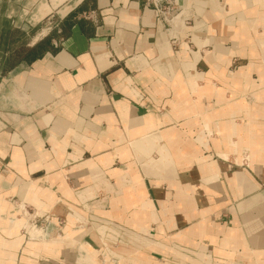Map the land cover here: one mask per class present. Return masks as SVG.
<instances>
[{
    "label": "crops",
    "instance_id": "crops-1",
    "mask_svg": "<svg viewBox=\"0 0 264 264\" xmlns=\"http://www.w3.org/2000/svg\"><path fill=\"white\" fill-rule=\"evenodd\" d=\"M45 3L7 15L48 48L0 73V264H264V0H179L175 43L136 0Z\"/></svg>",
    "mask_w": 264,
    "mask_h": 264
},
{
    "label": "rangeland",
    "instance_id": "rangeland-1",
    "mask_svg": "<svg viewBox=\"0 0 264 264\" xmlns=\"http://www.w3.org/2000/svg\"><path fill=\"white\" fill-rule=\"evenodd\" d=\"M49 0H0V62H1V58L6 57L7 56V52L3 53V44L5 42L11 41V40H17V44L19 45L20 43H26L29 41L30 36H26L25 34H23L21 31H18V33H13L11 31V29H14L12 27V20L7 19V15L8 13L14 11L15 13L20 12L21 10H24L25 7H32L33 5L35 8L34 10H36V6L38 7L40 3H42L39 7V17L41 15H43L44 13L50 11V6L48 4H46L45 2H47ZM62 0H50V2L52 3V6H56L58 3H60ZM55 15H49L48 17H46L43 21H41L40 24H38L35 28V31L41 28H45L47 27L48 23H50V25L56 20V18L54 17ZM16 30V29H14ZM9 32V33H8ZM6 33V34H5ZM12 48V46H11ZM27 210V215L28 212L29 214L32 213L31 210ZM37 213V212H36ZM49 217V216H48ZM35 218V219H34ZM34 225L37 228H40L43 230V232H41L42 234H48L49 236H54V235H58L60 237V233H59V227H61L62 224H55L52 223L50 221V219H48L46 222L44 221V216H37V214L34 216ZM31 222H29V220L26 222L25 227L23 228L25 230L26 233V237L31 240L34 239L36 237H38V233L36 232V228H33L32 225L30 224ZM38 241V240H37Z\"/></svg>",
    "mask_w": 264,
    "mask_h": 264
},
{
    "label": "built area",
    "instance_id": "built-area-1",
    "mask_svg": "<svg viewBox=\"0 0 264 264\" xmlns=\"http://www.w3.org/2000/svg\"><path fill=\"white\" fill-rule=\"evenodd\" d=\"M138 3H140L143 7L149 8L155 12L157 15V20L162 24V26L165 28V31L168 34V40L175 43L176 39L172 36V31L174 26V21L176 19H182V15L184 10L180 6L179 0H136ZM80 19L87 20V21H93L94 20V13L93 12H83L79 15ZM184 23V22H183ZM44 216V221H47L49 219L48 216ZM34 217H31L29 219V222H31L34 225ZM35 226V225H34Z\"/></svg>",
    "mask_w": 264,
    "mask_h": 264
},
{
    "label": "trees",
    "instance_id": "trees-1",
    "mask_svg": "<svg viewBox=\"0 0 264 264\" xmlns=\"http://www.w3.org/2000/svg\"><path fill=\"white\" fill-rule=\"evenodd\" d=\"M11 31L13 33H18V31L14 29H11ZM15 43L17 44V40H11L3 44L2 54H4L5 52H7L8 54L6 57L1 58L0 73L9 71L22 60L30 61L38 58L48 48L47 40H43L33 47L26 46V43H20L19 45H16Z\"/></svg>",
    "mask_w": 264,
    "mask_h": 264
},
{
    "label": "bare ground",
    "instance_id": "bare-ground-1",
    "mask_svg": "<svg viewBox=\"0 0 264 264\" xmlns=\"http://www.w3.org/2000/svg\"><path fill=\"white\" fill-rule=\"evenodd\" d=\"M29 219H30V218H29ZM29 219H28V220H29ZM30 224L32 225V227H33V228H37V227H36V226H34L32 223H30ZM38 229L40 230V228H38Z\"/></svg>",
    "mask_w": 264,
    "mask_h": 264
}]
</instances>
